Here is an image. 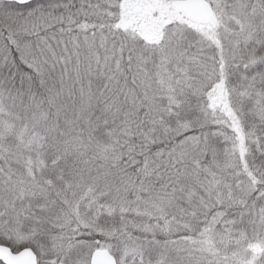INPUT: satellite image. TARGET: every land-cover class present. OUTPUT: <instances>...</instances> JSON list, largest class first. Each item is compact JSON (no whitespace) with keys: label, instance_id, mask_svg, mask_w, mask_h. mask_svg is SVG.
I'll return each instance as SVG.
<instances>
[{"label":"snow or ice","instance_id":"6c2138e0","mask_svg":"<svg viewBox=\"0 0 264 264\" xmlns=\"http://www.w3.org/2000/svg\"><path fill=\"white\" fill-rule=\"evenodd\" d=\"M0 264H264V0H0Z\"/></svg>","mask_w":264,"mask_h":264}]
</instances>
